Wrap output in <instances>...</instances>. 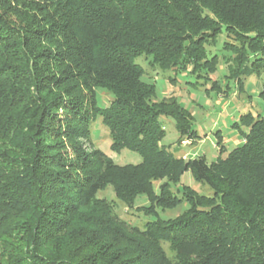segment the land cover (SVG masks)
Listing matches in <instances>:
<instances>
[{"label":"trees","instance_id":"1","mask_svg":"<svg viewBox=\"0 0 264 264\" xmlns=\"http://www.w3.org/2000/svg\"><path fill=\"white\" fill-rule=\"evenodd\" d=\"M8 1L0 0V59L8 57L11 64L21 63L37 92L51 85L65 87L67 94L58 103L43 101L45 107L55 108V120L58 111H64L62 136L73 134L90 146L91 129L100 119L109 131L110 150L137 152L142 161L135 166H118L99 150L62 159L45 151V144L32 148L13 175L15 190L3 187L6 191L0 192V256L4 258L3 252L8 251L2 246H8L6 237L14 233L18 245L0 264H264V118L241 115L232 128L243 141L224 157V146H220L211 163L203 156L182 163L159 147L164 135L159 118H172L181 136L197 138L190 134L195 131L186 109L174 98L153 102L155 86L142 81L144 70L136 63L144 55L150 58V65L162 66L173 59L172 64L207 69L216 59L214 55L209 60L204 46L212 36L194 35L211 27L210 16L215 15L220 21L214 26L216 35L235 31L246 44L232 59L235 68L228 67L242 83V79L264 70V0H175L176 12L167 10L171 6L165 0H54L48 4V15L55 20L38 18L34 24L6 19L3 7ZM12 4H7L9 10ZM204 9L208 14L202 16ZM161 27L170 35L162 34ZM170 39L178 40L176 46L183 45V50H175ZM12 40L13 50L6 47ZM58 40H63L68 50H60V56L74 57L77 63L75 85L69 71L36 75L38 64L29 44ZM178 55L184 61L178 62ZM3 71L0 66L2 79ZM95 88L113 96L108 108L97 105ZM84 91L87 95L80 96ZM4 98L7 102L10 96ZM26 131L12 132V147L17 148L23 135L32 133L30 123ZM55 131L60 130L54 128L50 133ZM215 135L221 138L219 132ZM102 168L105 173H101ZM185 170L206 185L212 197L195 193L187 200L194 205L173 222L156 215L142 229L130 227L116 217L109 204L96 198L103 180L110 176L106 181L112 183L117 172L123 178L128 175L125 183H130L132 191L152 197L153 181H174ZM167 185L161 184L159 195L152 197L154 205L162 209L178 202ZM26 193L33 202H22ZM77 219L81 221L75 231L71 230L72 221ZM63 238L68 249L67 243L60 245ZM163 244H168L173 258L165 253Z\"/></svg>","mask_w":264,"mask_h":264},{"label":"rangeland","instance_id":"2","mask_svg":"<svg viewBox=\"0 0 264 264\" xmlns=\"http://www.w3.org/2000/svg\"><path fill=\"white\" fill-rule=\"evenodd\" d=\"M11 1L13 7L11 6L12 10H9L7 4H10ZM52 1L54 0H9L6 6L3 7L5 18L17 24L22 22L24 24H34L33 20L35 22L38 18L41 20L48 18L55 20L54 16L48 15V4ZM165 1H167V5L171 6L167 10L176 12L174 9L178 8L177 2L175 0ZM204 14H208L207 9L202 10L200 13L202 16ZM210 17L213 21L212 26L204 30H197L194 35V37L201 36L202 38L212 36V38L206 40L204 46L209 60L214 55H216V59L212 61L207 69L204 67L199 69L200 67L197 65L186 67L184 65L179 66L178 63L172 64L173 59L170 61L167 59L164 64L162 63V66L158 63L150 65V58H146L144 55L136 59V63L144 70L142 81L155 86V96L152 101L157 103L167 102V100L170 101L174 98L177 103L186 109L190 127L195 131V133L191 131L190 134L198 136L197 138L181 136L179 131L176 130L175 121L172 118L167 116L159 118L164 130V135L158 144L159 147L173 153L174 158L180 159L182 163L200 156L211 163L216 160L220 146H224L221 155V157H224L227 152L243 141V137L239 132L232 128V124L238 121L241 115L251 113L254 116L261 115L264 118V70L242 79V83L236 77H233L234 75L228 67L232 65V59L236 57V54L242 53L243 49H246V44L240 39L241 35L235 31L216 35L217 30L214 29V26H218L220 21L215 15ZM160 32L166 35L171 33L164 27L160 28ZM170 41L172 46L176 48L175 50H183V45H181L182 48L176 46L178 40L170 39ZM11 44H13V40L9 44L7 43L6 47L12 49ZM29 46L33 51L32 56H35L34 61L38 64L36 75L47 76L51 73L63 75L67 71H69L67 74L73 75L78 67L74 57H71L70 60L67 56L65 58L60 56V50L63 52L68 51L63 40L61 42L59 40L50 42L33 41ZM184 46L189 47L187 44ZM176 60L181 61V55H178ZM34 61L33 64H35ZM20 65L21 63L11 64L8 57L0 59V66L4 68L5 75L4 79L0 77V192L6 191L3 187L8 191L15 190L12 181L13 175L18 172L20 167L19 162L27 159L32 148H37L38 145L45 144L47 147H43L44 150L49 152L50 155L52 154L51 156L54 158L72 159L81 154L99 150L118 166H135L141 163L142 158L137 152L128 150L114 152L110 150L111 138L109 131L100 119L95 122V127L91 129L92 143L90 146L83 138L74 137L73 134L69 138L62 136L63 130L61 129L64 128V123L60 119H63L64 111L59 110L55 120V108L45 107L43 101L49 100L58 103L60 97L67 94L65 87L63 85H51L44 91L38 90L37 92V88L34 89L31 85V80L24 75ZM232 68H235V66ZM78 74L73 75V79L70 80L71 84L75 85L77 83ZM7 77L11 78L8 79ZM94 94L97 105L103 109L108 108L114 100L111 93L102 88H95ZM85 95H87V92L84 91L80 96ZM5 96H10L7 102ZM46 114L48 117L41 124L42 118ZM28 123L33 127L32 133L23 135L21 144L17 148L12 147L9 143L10 135L12 132L19 131L23 134L26 133ZM54 128L60 131L50 133V130ZM216 132H219L221 138L216 137ZM58 133L62 137L59 138ZM101 173H105L104 168L101 169ZM108 178L110 179V176ZM108 178L106 177L103 180L102 189L97 193L96 198L109 204L112 212L120 221L130 227L140 229L143 228L146 222L154 220L156 215L170 222L175 221L177 217L182 216L186 210L194 205V203L188 204L187 200H190V197L195 193L212 197L209 188L197 182L189 170L182 172L176 180L173 178L174 181L163 179L152 182L153 196L159 195V186L165 182L168 184L170 193L178 200L177 205L175 204L172 208L166 209L154 205L153 196H148L140 191H132L130 183L129 185L125 183L128 175L125 174L123 178L121 173H115L111 178L114 183L107 182ZM21 198L22 202L25 200L29 203L33 202L31 196L29 198L27 193ZM68 198H70V195L66 197V200ZM43 202L44 204H54L50 201ZM81 212L84 213L85 210H81ZM18 221L19 224L23 223L21 219ZM80 221V219L73 220L71 230L75 231ZM13 234L6 237L8 246L2 245L3 250L5 248L9 251V253L8 251H6L7 253L3 252L5 257L10 254L11 250L18 247L16 241L13 240ZM66 243L67 241L63 238L60 245ZM162 246L165 253L173 258L174 254L168 250V244ZM65 248H69L68 243ZM5 257L0 256V263L6 262Z\"/></svg>","mask_w":264,"mask_h":264},{"label":"crops","instance_id":"3","mask_svg":"<svg viewBox=\"0 0 264 264\" xmlns=\"http://www.w3.org/2000/svg\"><path fill=\"white\" fill-rule=\"evenodd\" d=\"M240 145V144H239Z\"/></svg>","mask_w":264,"mask_h":264}]
</instances>
